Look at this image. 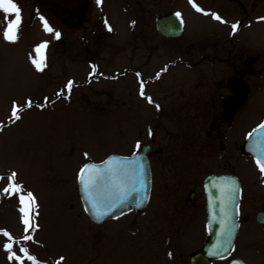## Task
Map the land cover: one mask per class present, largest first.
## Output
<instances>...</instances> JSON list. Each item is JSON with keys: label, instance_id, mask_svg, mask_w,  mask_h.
<instances>
[{"label": "rangeland", "instance_id": "374dc122", "mask_svg": "<svg viewBox=\"0 0 264 264\" xmlns=\"http://www.w3.org/2000/svg\"><path fill=\"white\" fill-rule=\"evenodd\" d=\"M15 3L22 22L14 42L4 37L14 15L0 11V264H20L9 259L12 252L23 264H33L21 251L24 248L38 264H152L138 245L145 239L144 224L176 219L175 200L180 195L172 192L163 199L156 181L157 150L149 151L155 188L143 214L135 211L94 223L79 197L78 172L87 161L132 153L138 143L152 144L153 134L161 156L168 157L183 148L186 127L198 120L197 114L206 122L231 114L235 123H229V129L221 124L220 153L194 155L190 160L177 157V173L186 179L181 175L177 183L175 177L168 179L171 187L183 180L182 196L199 190L200 179L213 170L239 169L245 180L254 178V162L243 144L252 128L264 121V0H91L98 28L105 22L111 35L100 45L96 76L90 78L92 61L81 55V47L86 38L94 46L97 32H87L84 39L76 16L78 4L86 1L51 0L48 8L43 2L44 12L33 11V0ZM175 10L185 22L184 34L164 37L157 31L155 17ZM64 15H69L70 26L64 24ZM41 17L53 32L45 31ZM233 25L238 27L234 30ZM42 44L47 47L37 52ZM228 57L238 67L251 63L252 71L234 75ZM41 58L43 71L33 63ZM162 66H167V83L146 84L141 79ZM116 70L125 73L118 78L101 74L115 75ZM149 98L170 112L155 113L156 105ZM230 99L234 112L227 109ZM14 108L20 109L19 120L12 117ZM171 121L166 130L165 122ZM155 123L159 131L152 134ZM164 167L168 172L175 168L174 164ZM11 173L17 174L21 192H4ZM27 193L35 197V211L30 218L33 227L26 231L19 196ZM192 202L199 209L192 214L197 217L187 231L186 248L199 244L204 234L200 217L205 216L204 206L200 198ZM7 244L13 245L12 252L6 250ZM238 250L246 253L243 247Z\"/></svg>", "mask_w": 264, "mask_h": 264}, {"label": "flooded vegetation", "instance_id": "af4514ba", "mask_svg": "<svg viewBox=\"0 0 264 264\" xmlns=\"http://www.w3.org/2000/svg\"><path fill=\"white\" fill-rule=\"evenodd\" d=\"M35 1L34 9L36 11V8H38L39 11L43 12L44 8H48L49 1L51 0H33ZM86 3L84 5L78 4V8L76 9L78 16V22H77V28L82 31V35L84 36V39L86 38L87 32L94 31L97 32L96 36V42L94 46L90 45L88 43V40L86 38L85 42H83L81 47V55L84 56V58L88 59V61H92L93 70L91 72V75L89 76H96L93 72L96 71V67L98 65L96 64L95 58L97 57V53H99L100 45L104 43V39H107L108 35H111V31L108 30L107 25L105 22L101 23L102 28H98V18L95 17V9L92 6L91 0H85ZM46 2L42 7L41 3ZM40 3V4H39ZM38 4V5H37ZM75 11V12H76ZM71 12V8H67V13ZM101 17V16H100ZM64 18V24L67 26H70L69 15L63 16ZM101 30V31H100ZM214 60V57L211 58V61ZM228 61V64H234L233 65V71L232 73L234 75L241 74L244 75L248 70L252 71L251 69V63L248 65H245V67H242L243 65H240V67L236 66L237 62H233L230 60V58H226ZM238 67V68H237ZM129 69V67H128ZM167 66H162L154 73V75H148L147 77H141V79L145 80L146 84H152L156 82H168V76H166ZM125 70H116L115 75L111 73H103V76L105 78H110L116 76L118 78V75L124 74ZM164 79L167 80V82L164 81ZM229 82L233 81L229 78ZM83 81L85 82L86 79ZM183 104H186L185 102H181ZM151 104H155L157 110L154 112H160L165 111L167 113L170 112L169 109L165 108L166 106L161 104V102H157L155 100H152ZM234 100L230 99L228 101L227 109L230 111V109L235 111L233 108ZM158 106V107H157ZM194 106V105H192ZM218 107V106H217ZM196 108L197 102H196ZM223 114V112H222ZM219 115H221V112H219ZM194 116V115H192ZM191 116V117H192ZM201 114H197L194 117H197L198 120L191 121L192 124L187 128V131L184 132V140L181 146L183 148L179 150L178 152L172 154H166L168 157H162L161 156V147L156 145L157 139L156 136L153 134L157 131H159L158 127L159 125L155 123L153 125L152 134V147L157 150V154H159L158 162H159V175L157 186H160V190L162 194H164L163 199L166 201V195L174 193L180 194L177 196V199L175 200V204L179 205L178 210V217L173 220H156V221H150L147 222L145 225V239L143 243L138 244L142 248V252H144V255L148 254L150 257V261L152 264H205L203 262L202 256L197 255V253L201 250L202 246L206 243L207 239L212 237L214 234H216L217 231H222V229L225 227V224L227 223V226H231L227 221H225L226 216L220 214V220L222 222L216 223L215 219L217 217V214L210 215V213L207 211V203L212 199L214 195H224L227 194L230 191L231 187L235 188L236 192V185L239 184V203L237 206V213H236V234L234 237V241L232 245L227 250V254L224 255H218L212 256L209 258V264H264V173H261L259 166L257 164V159L253 154H250L247 150L244 148L243 144V150H245L246 154L249 155L248 159L252 160V163L254 162V178L251 180H245L243 176L241 175V171L238 172V170H223V171H208L203 175V177L200 179V186L199 190H188V194H184L182 196L179 192V189L182 187L180 181L179 184H177L174 188L171 187L170 179L173 177L177 178L175 181L178 182L179 178L184 177L186 179L185 175H178L177 169H176V162L178 161V158H181L182 156H185L188 160L192 159L195 155L200 156V154H206L216 152V154L220 153L221 151L218 150L220 147V142H222V131H221V124H226V126L230 123H233L234 115L229 114L228 116L222 115V116H214L213 118H209L206 121L199 119ZM204 119V116L201 117ZM172 120V118H171ZM235 123V121H234ZM171 122H165V127H167L166 130H169V128L172 125ZM189 124V122H188ZM187 124V125H188ZM163 125H161L162 127ZM225 126V127H226ZM227 129L229 127L227 126ZM253 131V130H252ZM207 133V134H206ZM251 133V132H250ZM248 133V134H250ZM247 134V135H248ZM170 143L173 142V140H168ZM159 142V140H158ZM179 143V142H178ZM180 145V143H179ZM156 146V147H155ZM172 155V156H171ZM161 156V157H160ZM165 159V160H164ZM167 164H174L175 168L173 171L168 172L164 165ZM172 169V168H171ZM215 174V179L212 182H207V191H205V185L204 180L208 176H212ZM223 174H229L228 177L224 176V179H221L220 175ZM188 177V176H187ZM191 177V174H190ZM169 179V180H168ZM191 179V178H190ZM234 182V185L233 183ZM154 187L151 190V196L148 201V203L152 202V199L154 197V188L155 183L153 181ZM215 186V187H214ZM225 186H228V189L225 188ZM216 192H212L211 189H214ZM165 189V190H164ZM164 190V193H163ZM232 193V192H231ZM209 195V199H208ZM200 198L201 205L204 206V212L205 216H200L203 218L202 221V232L203 239L200 240L199 244L196 246L190 248L191 246H187L186 248V239H187V232L191 224H194L193 220L196 219L197 215L192 216L195 211H198L199 205L197 203L194 204L192 202L193 200ZM145 209V208H144ZM144 209H135L131 210L117 218H111L112 219H120L123 217H126L129 215V213L133 212H140L144 213ZM197 214V213H196ZM181 215H184L185 217H181ZM105 220V221H108ZM103 221V222H105ZM96 223V224H102ZM204 228V229H203ZM99 242V241H98ZM243 247L244 250H246V253H242L238 250V248ZM248 254V255H247ZM247 255V256H246Z\"/></svg>", "mask_w": 264, "mask_h": 264}, {"label": "water", "instance_id": "95a60500", "mask_svg": "<svg viewBox=\"0 0 264 264\" xmlns=\"http://www.w3.org/2000/svg\"><path fill=\"white\" fill-rule=\"evenodd\" d=\"M155 24L160 33L167 36L176 37L182 34L184 28V22L181 16H177V12H166L165 14H160L156 17ZM264 124V121L261 123ZM260 124V125H261ZM259 125V126H260ZM256 127L255 130L248 136L245 142V149L249 152L253 153L256 158L264 159V130L257 132L256 130L259 128ZM151 145L148 143L142 144L141 149L133 152L130 155L113 153L108 157L103 159L102 161H88L86 162L82 168L86 165L99 170V178L97 180V185L93 189L92 199L95 200L97 207L93 208L92 203L90 202V197L88 193L85 192L83 185L78 176V186L80 197L84 208L90 218L94 221L101 222L104 219H108L111 217L118 216L123 212H126L135 208H143L146 205V202L150 196V190L152 187V174H151V164L149 155L147 152L150 150ZM130 161H139L143 163V173L140 174L135 182V187L140 189V192L137 193L133 188V180L131 176H122L119 174L118 170L121 168L123 164ZM130 167V166H129ZM81 168V169H82ZM79 171V174L81 172ZM116 172V175L113 173ZM95 174V173H94ZM227 175H223L224 179ZM87 178V177H86ZM215 179V175L208 176L205 178V187L207 188V182H212ZM116 182L124 183L129 188V195L124 198L123 203L119 200H111L108 197L113 192V185ZM215 187V186H214ZM228 189V186H225ZM208 190V189H207ZM209 191V190H208ZM212 192H216L215 188L211 189ZM137 195L141 197H145L143 203L137 205L135 203V199ZM238 196H239V185H236L235 196L233 197L232 193L229 192L224 195H214L212 199L208 202V211L210 215L217 214L215 219L216 223L222 222L220 218V214L226 216L225 221H227L231 226V240L228 241V235L225 233L221 235V231H217L207 243L203 246L202 250L197 254L202 256L203 262L205 264H209V258L212 256H217L227 254V250L231 246L233 242L234 236L236 234V213L238 206ZM234 199V203L232 202ZM117 206L113 209V204ZM97 210L107 212L108 215L102 216L99 220L96 218ZM216 252V255H210L211 252Z\"/></svg>", "mask_w": 264, "mask_h": 264}, {"label": "snow or ice", "instance_id": "6c2138e0", "mask_svg": "<svg viewBox=\"0 0 264 264\" xmlns=\"http://www.w3.org/2000/svg\"><path fill=\"white\" fill-rule=\"evenodd\" d=\"M101 2H102V0H97V3H101ZM193 7L196 9V11H198V12L201 11V9L199 7H196L195 4H193ZM0 11H3V13L6 14V16L7 15H14V19L8 23V26L4 32L5 39L14 42L17 39V33L19 30V26L22 22V18H21V14H20L21 9L17 5V3H15V0H0ZM179 15L180 14L177 13V16H179ZM214 18L216 20L221 19L219 16H215ZM262 19H264V18H262ZM41 20L43 22V26H44L45 31H47L49 33L53 32V29L49 26L47 20H45L43 17H41ZM232 27L235 30L238 26L233 25ZM108 30L111 31V28L109 27ZM55 37H56V39H59L60 33L56 32ZM46 47H47L46 44H42L39 48L36 49V51L41 52V50L45 49ZM33 63L35 64L37 70L43 71V67H44L43 58H41V60H39V61L33 60ZM67 88H68V91L70 92L72 89V83L71 82H69V84L67 85ZM141 95H144V93L141 92ZM149 102L150 103L152 102L150 98H149ZM31 106H32L31 102H29L28 107H31ZM19 111H20V109H17V108H14L12 111V117L15 120L20 119V116L18 114ZM261 130H264V124H261L256 131L259 132ZM150 134H151V132H150ZM136 147H137V149L140 148L139 143L137 144ZM256 162L259 166L261 173H264V159H261L258 157ZM118 172L122 176H131L132 180H133L134 190L137 193L140 192V189L135 187V182H136L138 176L143 173V163L142 162H139V161L126 162L125 164H123L121 166V168L118 170ZM113 174L116 175V172H114ZM16 175H17L16 173H11V175L7 177V179L10 181V183H9L8 187H6L4 189L5 193H9V192L18 193V192L22 191V186H20L16 183ZM98 178H99V170L93 169L87 165L81 169V172L79 174V179L83 185L85 192L88 193V195L90 197V202L92 203L93 208L97 207L95 200L92 199V196H93V189L97 185ZM0 179H3V178H0ZM232 183L234 185V182H232ZM230 191L232 192V195L234 197L235 196V188L231 187ZM129 194H130L129 188L127 187L126 184L116 182L113 185V192L108 197V199L119 200L121 203H123L124 198H126ZM144 199H145V197H141V196L137 195V197L135 199V203L137 205H139V204L143 203ZM19 202L21 205L19 211L22 214V223L26 226L25 230L27 231L29 228L33 227V224L30 222V218H31V213H33L35 211V197L33 196L32 193H27L26 195H20L19 196ZM232 202L233 203L235 202L234 199ZM116 206L117 205L114 203L113 209ZM108 214L109 213H107V212L97 210L96 218L99 220L102 216H105ZM233 227H238V225H233ZM225 233H227L228 241L230 242V240H231V228H229L227 226V223L225 224V227L222 229L221 235H224ZM3 234L5 236H9V234L6 231ZM26 238L28 240L32 239L31 236H27ZM12 247H13L12 244L5 245L6 250L9 252H12ZM21 251H23L24 256L28 260L33 261V264H38V262L36 261V258L28 253L27 248L21 249ZM209 254L210 255H216V252L214 251V252H211ZM9 259L10 260L16 259V260L20 261V264H23V260L21 259V257L16 255L14 252H12V255L9 256ZM61 260H63V258H61Z\"/></svg>", "mask_w": 264, "mask_h": 264}]
</instances>
